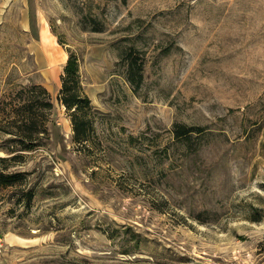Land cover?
I'll list each match as a JSON object with an SVG mask.
<instances>
[{"label": "rangeland", "instance_id": "rangeland-1", "mask_svg": "<svg viewBox=\"0 0 264 264\" xmlns=\"http://www.w3.org/2000/svg\"><path fill=\"white\" fill-rule=\"evenodd\" d=\"M70 53L85 144L57 100ZM31 83L49 140L12 168L0 264H264V0H0V99Z\"/></svg>", "mask_w": 264, "mask_h": 264}, {"label": "trees", "instance_id": "trees-1", "mask_svg": "<svg viewBox=\"0 0 264 264\" xmlns=\"http://www.w3.org/2000/svg\"><path fill=\"white\" fill-rule=\"evenodd\" d=\"M127 76L136 87L142 83V63L127 62ZM79 59L70 53L60 75L61 87L57 90V100L66 109L72 124L73 141L85 144L89 141L91 123L89 114L93 109L90 98L84 93L79 78ZM52 97L42 83L21 86L0 99V134L7 136L0 144V202L4 191L27 185V174L12 169L26 160V152L35 151L49 139L48 122L53 111ZM196 127L176 126L177 139H190L191 133H200ZM33 200L31 189L23 190L16 201L28 208Z\"/></svg>", "mask_w": 264, "mask_h": 264}, {"label": "crops", "instance_id": "crops-1", "mask_svg": "<svg viewBox=\"0 0 264 264\" xmlns=\"http://www.w3.org/2000/svg\"><path fill=\"white\" fill-rule=\"evenodd\" d=\"M24 22H25V21H24ZM26 26H28V28H29L30 30H33L32 22H30V21L27 22V21H26L25 24H24V27H26ZM43 27H44V26H43ZM43 27H42V28H43ZM57 90H58V89H57Z\"/></svg>", "mask_w": 264, "mask_h": 264}, {"label": "bare ground", "instance_id": "bare-ground-1", "mask_svg": "<svg viewBox=\"0 0 264 264\" xmlns=\"http://www.w3.org/2000/svg\"><path fill=\"white\" fill-rule=\"evenodd\" d=\"M45 33H46V32H45V30H44L43 35H45Z\"/></svg>", "mask_w": 264, "mask_h": 264}]
</instances>
